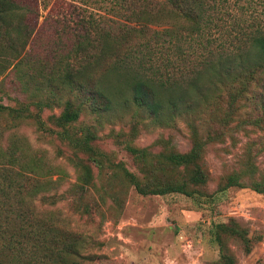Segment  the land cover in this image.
I'll return each mask as SVG.
<instances>
[{
    "label": "rangeland",
    "instance_id": "obj_1",
    "mask_svg": "<svg viewBox=\"0 0 264 264\" xmlns=\"http://www.w3.org/2000/svg\"><path fill=\"white\" fill-rule=\"evenodd\" d=\"M29 1H33L38 12V16L30 19L34 33L40 28L51 29L43 24L53 0ZM46 1L47 8L44 7ZM62 1L67 3V8L60 12L59 18L64 15L65 20L61 23L70 24L76 21L77 14L84 17L90 11L102 13L105 12L102 7L109 6V0H90L85 11L84 0ZM193 1L181 0L188 6ZM223 5L232 16L244 12L246 17L252 15L264 20V0H224ZM96 6L101 7L97 9ZM121 9L126 10L125 4ZM140 9L139 3L130 6V11L134 10L136 15H143ZM167 9L164 4L155 9L163 15L160 20L154 17L152 20L157 23L150 27L170 28L175 32L181 23L187 25L189 21L179 13L181 18L169 16ZM124 11L116 13L117 17L125 16ZM226 17L227 23L230 22V17ZM129 20L134 19H125L134 26L140 24L138 20ZM45 39L39 41L40 44L37 42V47H45ZM57 45L61 49L59 42ZM55 51L47 57L43 53L44 66L33 70L27 87L34 99L38 98L35 85L40 82L38 84L45 88L47 79L53 74L50 68ZM172 54H169V60L176 59ZM133 57L138 65L136 61L134 67L125 65L124 80L146 75L155 84L152 71L140 62L141 56ZM169 60L166 65L170 68ZM6 65V62L0 64V103L19 106L18 99L24 96L21 101L28 102L27 94L30 93L22 94L18 90L13 65ZM198 65L203 71L199 72L196 87L189 90L188 82L192 77L185 73L182 64L171 81H167L168 90L154 93L155 101L167 94H174V101L182 100H179V106H174L170 100L162 101L164 104L158 116L136 102L128 89L131 87H125L115 74L105 83L109 108L98 114L81 111L77 121L63 128L55 123L63 105L52 100L40 111L33 105L27 106L29 113L37 114L38 119L33 115L12 120L7 110L0 111V146L4 149L12 134L22 135L24 144L43 157L42 166L49 171L51 187L38 183L39 190L32 199L36 209L51 211L49 215L58 220L63 217L65 226L80 236L78 251L67 258L71 264H225L215 240V224L230 223L231 220L236 223L237 234L245 232L244 237H224L226 251L232 255L235 264H264V194L248 185L253 178L264 176V94L258 100L252 98V91L255 95L264 93V71L255 74L259 81L257 85L249 86V82L234 84L237 100L233 110L228 99L230 88H225L223 93H212L210 82L212 77H224L214 74L230 65L215 57L210 64ZM52 88L57 94L62 93L61 85ZM200 89L205 90L207 97L200 96ZM243 94L251 95L245 104ZM182 95H185L184 99ZM202 105V112L187 113L183 109ZM170 106H174L173 110ZM85 136H88L90 150L73 146L66 139L83 140ZM199 141L203 149L197 162L207 173L208 180L203 186L190 184L197 190L195 193L142 195L136 191L135 180L158 185L187 182V170L167 165L164 156L170 152H187ZM232 172L241 175L240 180L246 186L233 185L223 189L225 178ZM42 176L36 178L42 179ZM32 180L29 179V183Z\"/></svg>",
    "mask_w": 264,
    "mask_h": 264
},
{
    "label": "trees",
    "instance_id": "obj_2",
    "mask_svg": "<svg viewBox=\"0 0 264 264\" xmlns=\"http://www.w3.org/2000/svg\"><path fill=\"white\" fill-rule=\"evenodd\" d=\"M32 3L29 0H0V64L6 62L7 65H13L14 81L18 83V90L22 94L30 93L27 94L29 101L24 102L25 104L21 101L25 96L18 99L19 106L0 103V111L7 110V115L12 120L24 118L23 116L30 118L33 115L38 119L37 114L29 113L27 106L33 105L40 111L51 100L57 105H63L62 111L55 117L56 125L61 128L77 121L81 111L86 110L93 114L104 112L109 108L105 83L113 74L121 79L125 87H131L128 89H131L136 102L158 116L164 104L162 101L170 100L174 106H179L182 100L174 101L175 98L172 97L175 95L167 94L155 101L154 93L168 90L167 81H171L182 64L185 73L192 77L188 82L189 90L196 87L201 71L198 63L210 64L213 57L230 66L213 73L215 76L224 77L211 78L212 93H223L229 87V105H233L235 110L237 94L234 84L249 82V86L257 85L259 81L255 74L264 71V20L252 15L246 17L244 12L232 16L222 6L224 0H194L191 6L183 5L181 0H109V6L102 7L105 12L97 11L96 14L90 11L84 17L77 14L78 17L72 24L66 21L61 23L65 20L64 15L59 18L60 12L67 8V3L53 0L44 18L46 23L43 24L51 29L40 28L36 33L31 26V20L38 16V12ZM132 3L140 4L143 15H136L134 10L130 11ZM83 4L87 5L84 6L87 11L91 1L84 0ZM122 4H125V11L121 9ZM163 4L170 9L165 10L169 11V16L176 17L180 14L189 21L187 25L176 24L181 27L175 32L170 28L158 30L150 27L157 23L153 22L154 17H159L160 20V15H163L155 11L158 6L162 8ZM48 5L46 1L44 7L47 8ZM118 9L124 11L125 16L121 14L122 16L117 17L116 13L120 12ZM130 15L133 16L129 17ZM180 15L178 18H181ZM226 15L230 17L228 23ZM148 17L151 21H146ZM126 18L134 19L129 21H139V26L129 24L125 21ZM44 37L46 44L40 49L41 45L37 47V42L40 44L39 41ZM57 42L62 45L61 49ZM27 46L29 48L25 50ZM53 50H56L51 58L50 71L53 74L47 79L45 88L38 84L40 82L35 85L38 98L34 99L27 85L31 82L33 70L44 66L43 61L46 59L41 55L44 53L47 57ZM169 50L172 55L175 54V60H169ZM133 55L141 56L140 62L148 71H152L155 84L146 75L124 80L123 70L126 66H135L133 62L136 59ZM168 60L170 68L166 65ZM58 85L62 86L60 94L52 88ZM171 89L177 91L176 88ZM43 90L48 91L43 94ZM200 91L201 97H207L204 96L205 90ZM263 94L261 91L255 95L252 91V98L258 100ZM242 97L244 103L250 100L251 95L243 94ZM174 106H170V109L173 110ZM183 109L187 113L202 112L204 105L200 108L185 106ZM85 137L83 140L66 139L73 146H83L90 150L91 147L87 146L88 136ZM24 140L22 135L14 133L10 135L4 149L0 146V264H71L67 258L78 251L80 236L65 226L63 217L58 220L49 215L51 211L36 209L32 199L39 190L38 183L51 187L49 171L42 166L43 157L25 145ZM201 149L203 144L199 141L187 152H170L164 156L167 165L187 170V182L158 185L141 184L135 180L133 184L136 191L142 195L195 193L197 190L190 184L203 186L208 180L207 173L197 162ZM232 173L225 178L223 189L233 185L246 186L240 180L241 175ZM37 175L42 176V179L36 178ZM29 179H33L32 183H29ZM248 183L249 187L264 194V176L253 178ZM235 226L233 220L230 223L215 224V240L221 251L220 258L225 264L235 262L226 251L224 237H244L245 232L237 234Z\"/></svg>",
    "mask_w": 264,
    "mask_h": 264
}]
</instances>
